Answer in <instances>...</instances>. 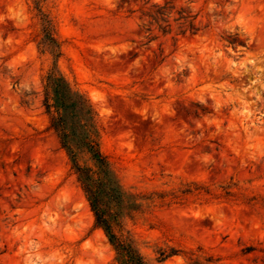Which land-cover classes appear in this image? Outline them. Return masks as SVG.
<instances>
[{"label":"rangeland","instance_id":"374dc122","mask_svg":"<svg viewBox=\"0 0 264 264\" xmlns=\"http://www.w3.org/2000/svg\"><path fill=\"white\" fill-rule=\"evenodd\" d=\"M51 72L93 104L146 262L264 264V0H0V264H118Z\"/></svg>","mask_w":264,"mask_h":264},{"label":"trees","instance_id":"16d2710c","mask_svg":"<svg viewBox=\"0 0 264 264\" xmlns=\"http://www.w3.org/2000/svg\"><path fill=\"white\" fill-rule=\"evenodd\" d=\"M155 5L149 16L159 25L168 23L166 5ZM190 15L180 16L191 31L197 30ZM167 26H170L168 23ZM164 29V28H163ZM166 31V29H164ZM45 105L50 116V127L59 137L78 175L82 188L94 212L96 224L102 227L108 241L115 250L118 264H149L145 261L132 239L121 231L120 213L125 208V197L107 156L100 148V124L97 112L90 99L74 89L59 73L51 72L45 85ZM86 153L94 166L80 163V156ZM118 230L116 229V227Z\"/></svg>","mask_w":264,"mask_h":264}]
</instances>
